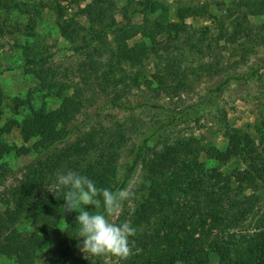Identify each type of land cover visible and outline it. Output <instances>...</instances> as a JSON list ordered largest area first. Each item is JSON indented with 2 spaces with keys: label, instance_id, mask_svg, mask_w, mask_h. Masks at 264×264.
Masks as SVG:
<instances>
[{
  "label": "rangeland",
  "instance_id": "rangeland-1",
  "mask_svg": "<svg viewBox=\"0 0 264 264\" xmlns=\"http://www.w3.org/2000/svg\"><path fill=\"white\" fill-rule=\"evenodd\" d=\"M90 1H81L76 5L70 4V0H0V126L8 120L19 123L32 111L57 109L65 96L74 95L78 109L48 144L55 141L57 148L64 150L78 138L94 136L95 146L88 149L81 144L80 151L87 149L86 153L91 154L101 148L109 151L111 148L107 141L110 133L123 126L128 133L117 152L118 166L121 167L132 158L134 147L141 137L151 128L161 125V143L156 149L162 152L168 146L171 158L177 159V164L170 163L168 159L145 157L126 187L135 193L134 197L124 201L121 210L110 218L116 223L130 221L136 229L135 235L129 238L132 240L144 234L142 228L133 225L132 217L147 196L151 168H157L165 177L180 160L197 156L205 170L230 172L234 167H243L235 159L226 164L208 159L202 149L224 151L226 134L233 129L250 134L256 143L259 139L264 141V41L255 36L242 51L241 40L238 44L227 42V32L218 43L214 40L219 33L215 21L218 18L228 31L231 30L232 20L237 18L246 19L249 27L257 31L264 26V15H252L254 11L243 5L245 0H152L151 8L143 15H135L121 33L132 35L126 43L127 47L143 43L145 57L135 65L126 62L118 64L114 52L115 36L90 41L89 21L77 13ZM109 1L111 16L115 23L120 24L124 11L146 0ZM128 1L132 2V6L128 5ZM185 7L194 9L196 13L184 17L181 9ZM164 8L166 14H163ZM202 9L206 12H201ZM33 11L37 12L34 15V31L25 34ZM70 19L84 28L83 39L78 38L75 43L64 39L58 29V23ZM154 21L161 22L157 41L162 48L156 54L150 51L149 40L141 30L145 25L152 27ZM166 22L179 25V33L168 32L164 27ZM168 36L169 40H166ZM89 41V48L74 51V46ZM111 64L118 69L114 71V78L117 80L124 74L125 83H102L101 79L110 70ZM254 70L258 71L251 75ZM36 71L47 74L44 83L36 78ZM134 76L136 83L131 81ZM180 77L184 85L178 92H171ZM226 79L229 83L216 89ZM15 100L21 103L16 104ZM114 102L126 108L116 107ZM149 105L169 110L174 115V123L163 126L167 123L165 113L151 109ZM3 141L14 146V150L1 161L11 171L0 184V215L7 216L10 212L4 199L14 186L23 185L33 196H39L40 192L34 185L37 153L31 149L36 140L24 143L18 128L14 127L10 133L3 135ZM190 142L199 152L183 154V149L186 150ZM56 183V179L49 184L46 182L45 185H49L46 189L53 190ZM83 207L85 210L88 208ZM100 210L95 208L93 212ZM37 214L38 210L30 211L17 222L16 228L31 232L36 228L34 223H38ZM64 232V224L48 231L34 264L54 260L70 244H79L82 240L77 239V233L66 238ZM159 247L164 246L161 243ZM110 259L83 253L77 245V251L63 264H83L86 261L111 264ZM208 260V264H217V258L212 254ZM0 264H15L13 253L0 255Z\"/></svg>",
  "mask_w": 264,
  "mask_h": 264
},
{
  "label": "trees",
  "instance_id": "trees-1",
  "mask_svg": "<svg viewBox=\"0 0 264 264\" xmlns=\"http://www.w3.org/2000/svg\"><path fill=\"white\" fill-rule=\"evenodd\" d=\"M81 1L85 0H70L69 3L78 5ZM243 3L254 11L252 15H264V0H245ZM128 5L132 6V2L128 1ZM151 5L152 0H146L136 3V7L132 6L130 10L125 8L128 10L122 14L123 22L120 24L115 23L111 16L112 6L109 0H91L77 13L89 21L90 41L114 35L116 62L135 65L145 57L146 47L143 43L127 47L126 43L132 35L121 33L131 24L135 15H143ZM201 12L205 13L206 10L202 9ZM36 13L33 11L30 15L25 34L33 33ZM166 13L167 10L164 8L163 14ZM195 13V10L189 7L181 9L184 17ZM215 21L219 32L214 38L215 43L223 39L226 32L227 42L238 44L241 40L242 51L246 50L244 46L250 45L255 36L264 41V26L253 31L246 19L237 18L232 20L231 30L228 31L223 21L219 18ZM152 24H154L152 27L148 28L145 25L141 30L149 40L150 51L156 54L159 48H162L157 41L161 22L154 21ZM164 27L168 32L173 31L175 34L180 30L179 25L168 22ZM58 29L61 36L71 43L83 37V26L73 19L58 23ZM252 33L255 34L251 35ZM166 40H169V36ZM90 41L81 46H74V51L89 48ZM42 47L45 48V45L42 44ZM116 69L115 64H111L110 70H107L101 79L102 83L106 82V85L109 82L125 83L124 74L117 80L114 78ZM257 71L254 70L251 75H255ZM35 75L41 83L45 82L47 74L36 71ZM135 77L131 78L134 83ZM182 81L180 77L177 85H173L170 91L178 92L184 85ZM228 83L229 79H226L216 89L219 90ZM62 91L61 88L60 92ZM15 101L16 104L21 103L19 100ZM77 105L74 95L65 96L57 109L32 111L19 123L8 120L0 126V184L11 172L1 161L14 150V146L3 141V135L17 127L24 143L36 140L31 149L37 153L34 185L40 192L39 196H33L32 192L26 191L23 185L18 184L10 189L7 198L4 199L10 213L7 216L0 215V255L12 252L15 264H34L50 229L64 224L66 238L77 233L78 213L66 212L63 209L64 192L67 189H61L59 192L56 188L46 189L48 184L56 179L57 172L66 173L72 170L86 175L98 188L116 191L126 188L132 182L139 164L145 157L168 159L170 163L177 164V159L171 158L168 146L162 152L156 149L161 143L159 133L161 125L151 128L141 137L134 147L132 158L121 167L118 166L117 152L124 144L128 133L123 126L110 133L107 141L111 148L109 151L101 148L92 154L86 153L87 149L81 152L79 149L81 144L88 149L95 146L94 136L78 138L70 148L64 150L58 149L55 141L48 144L55 138L56 131L70 121L72 114L78 109ZM113 105L126 108L117 102ZM149 107L165 113L167 123L163 126L174 123V115H171L169 110L158 105ZM1 112L0 108V114ZM226 137L227 146L224 151L206 149L202 151L208 159L225 164L235 159L243 168L234 167L230 172H222L220 169L205 170L202 163L198 162L197 156H188L185 157L187 160H180L176 167L170 169V173L165 177L157 168L149 170L150 184L147 196L132 217L133 225L142 228L144 233L135 239L132 238L135 241L133 252L135 253V248L141 251L126 260L118 261L111 257V264H208V256L211 254L217 258V264H264V141L259 139L256 143L250 134L238 129L231 130ZM194 146L190 142L189 147L183 149V154L199 152ZM94 209L88 206L86 210ZM33 210H38L36 218L38 223H34L36 228L31 232L19 231L16 228L17 222ZM99 212H103L102 206ZM161 243L164 246L162 248L159 247ZM77 245L70 244L60 257L45 261L44 264H63L77 251ZM83 264L96 263L86 261Z\"/></svg>",
  "mask_w": 264,
  "mask_h": 264
},
{
  "label": "clouds",
  "instance_id": "clouds-1",
  "mask_svg": "<svg viewBox=\"0 0 264 264\" xmlns=\"http://www.w3.org/2000/svg\"><path fill=\"white\" fill-rule=\"evenodd\" d=\"M57 192H64V206L66 212H77L76 224L78 247L83 253L92 256L114 257L118 261L126 260L141 249L135 247L134 236L136 229L130 221L116 223L111 217L122 208L123 202L134 197L135 193L128 188L112 191L108 188H98L94 181L86 175L68 170L66 173L57 172ZM96 209L103 207V212L87 211L83 206Z\"/></svg>",
  "mask_w": 264,
  "mask_h": 264
}]
</instances>
